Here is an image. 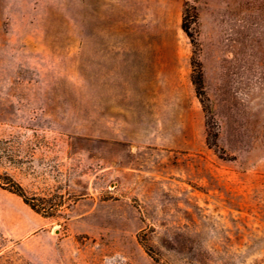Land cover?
Returning a JSON list of instances; mask_svg holds the SVG:
<instances>
[{"label": "rangeland", "instance_id": "rangeland-1", "mask_svg": "<svg viewBox=\"0 0 264 264\" xmlns=\"http://www.w3.org/2000/svg\"><path fill=\"white\" fill-rule=\"evenodd\" d=\"M0 264H264V0H0Z\"/></svg>", "mask_w": 264, "mask_h": 264}, {"label": "trees", "instance_id": "trees-1", "mask_svg": "<svg viewBox=\"0 0 264 264\" xmlns=\"http://www.w3.org/2000/svg\"><path fill=\"white\" fill-rule=\"evenodd\" d=\"M194 84L196 85V87L198 89V92L199 91L202 92L203 82H202V73L201 72L199 73V76L196 79H194ZM8 179H9L8 180L9 181V183H8L9 185L8 186H10V190L13 193H15V194L19 195L20 197H22L24 199L25 203L30 204V202L28 201V198H27L23 188L19 184H16L12 179H10V178H8ZM5 186H7V185H5ZM30 205H31V207L33 209H35V206L33 204H30Z\"/></svg>", "mask_w": 264, "mask_h": 264}]
</instances>
